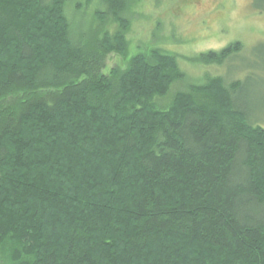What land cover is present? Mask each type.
Returning <instances> with one entry per match:
<instances>
[{
	"label": "trees",
	"instance_id": "16d2710c",
	"mask_svg": "<svg viewBox=\"0 0 264 264\" xmlns=\"http://www.w3.org/2000/svg\"><path fill=\"white\" fill-rule=\"evenodd\" d=\"M132 4L0 0V264H264V127L242 83L194 80L160 46L106 71Z\"/></svg>",
	"mask_w": 264,
	"mask_h": 264
},
{
	"label": "rangeland",
	"instance_id": "374dc122",
	"mask_svg": "<svg viewBox=\"0 0 264 264\" xmlns=\"http://www.w3.org/2000/svg\"><path fill=\"white\" fill-rule=\"evenodd\" d=\"M97 7L106 9L102 4ZM259 7L258 1L251 0H133L127 52L110 53L106 71L125 67L138 50L160 46L175 53L181 69L194 80L205 73L239 80L240 101L264 127V13ZM94 23L98 33H113L118 27L109 17ZM233 41L241 42L242 49L220 66L201 67L191 61L200 52L218 50Z\"/></svg>",
	"mask_w": 264,
	"mask_h": 264
}]
</instances>
